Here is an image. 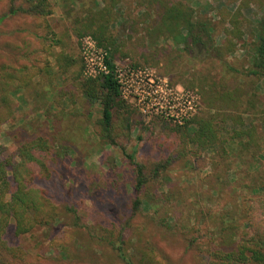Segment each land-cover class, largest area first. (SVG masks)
I'll return each instance as SVG.
<instances>
[{
	"label": "rangeland",
	"instance_id": "374dc122",
	"mask_svg": "<svg viewBox=\"0 0 264 264\" xmlns=\"http://www.w3.org/2000/svg\"><path fill=\"white\" fill-rule=\"evenodd\" d=\"M27 1L0 0V147L20 162L22 145L43 139L27 183L51 217L22 236L11 221L0 264H218L209 246L229 240L222 222L242 204L234 241L257 234L264 246V77L249 74L264 0H47L49 14L11 13ZM172 5L209 37L194 47L174 37ZM87 41L118 68L148 69L171 102L192 94L194 114L180 124L120 95L107 137L104 95L83 87L103 77L88 67ZM251 125L260 145L245 151L233 136ZM212 132L226 156L208 146Z\"/></svg>",
	"mask_w": 264,
	"mask_h": 264
},
{
	"label": "trees",
	"instance_id": "16d2710c",
	"mask_svg": "<svg viewBox=\"0 0 264 264\" xmlns=\"http://www.w3.org/2000/svg\"><path fill=\"white\" fill-rule=\"evenodd\" d=\"M30 6L29 9L21 7L19 10L12 9L11 13L16 14L19 11L35 12L40 15L49 14L47 0H28ZM166 10V8H165ZM171 23H175L174 27H168L167 19L170 18ZM183 12L179 11L175 6L168 8L165 13V26L174 32V37L184 36L187 46L194 47L200 42L204 41L205 37H209L210 29L206 23L194 22L191 18H185ZM185 19V20H184ZM3 20V18H2ZM258 37V49L257 58L254 62V67L250 71V75L255 77H264V14L258 22L257 26ZM107 66L110 69V74L103 76L100 79V85L93 83H84L85 93L92 99H99L97 94V87L101 89L103 93V117L99 121L100 131L107 137L113 135V109L118 104L121 98V93L114 73L116 69V63L113 57L108 56L106 60ZM126 123H129V119H125ZM206 125H209L207 122ZM210 128V127H208ZM208 128H202L201 131L204 135ZM233 139L239 140L242 145V150H251V146L260 145V138L258 136L257 127L251 125L246 131H235ZM247 138V141H243ZM218 138L212 132L211 139L207 140L208 146L219 145L222 153L226 156V142H218ZM45 142L43 139H39L35 142H29L22 145L18 151L20 162L10 158H4L3 153L6 148L0 147V252L9 251L10 246L4 239V236L10 226L11 221L16 224V235L22 236L30 232L36 225L48 222L50 215H47L49 206L42 199L41 191L34 186L27 183L30 176L39 173L42 165V150L44 149ZM52 157L55 155L52 153ZM68 169L58 171L61 175L67 174ZM144 185V171L142 168H138V190ZM264 200V199H262ZM260 203H263L260 201ZM140 201L137 200L134 203V210H138ZM245 204L238 206L237 212L232 209L231 216L225 217L227 220L222 224H226V228L220 232L229 231L230 234L226 235L227 240L216 241L215 238L209 246L210 256L217 260L218 264H264V246H261L260 237L255 234L251 237L242 235L239 237L240 241H234L237 236L236 233L240 230L238 223V213L248 211ZM237 215V216H236ZM45 220V221H44ZM115 247L120 258L126 261V257L123 251V242ZM217 243V245H215Z\"/></svg>",
	"mask_w": 264,
	"mask_h": 264
},
{
	"label": "built area",
	"instance_id": "2783aa9c",
	"mask_svg": "<svg viewBox=\"0 0 264 264\" xmlns=\"http://www.w3.org/2000/svg\"><path fill=\"white\" fill-rule=\"evenodd\" d=\"M87 45L89 49L86 61L91 73L109 75L107 53L97 49L92 41H87ZM114 76L121 95L126 99H133L145 113L163 114L181 124L184 118L192 116L195 112L196 100L192 94L182 95L171 102V93L148 69L136 70L130 67L121 69L116 65Z\"/></svg>",
	"mask_w": 264,
	"mask_h": 264
},
{
	"label": "water",
	"instance_id": "95a60500",
	"mask_svg": "<svg viewBox=\"0 0 264 264\" xmlns=\"http://www.w3.org/2000/svg\"><path fill=\"white\" fill-rule=\"evenodd\" d=\"M199 49L201 50L202 46L201 45H198Z\"/></svg>",
	"mask_w": 264,
	"mask_h": 264
}]
</instances>
